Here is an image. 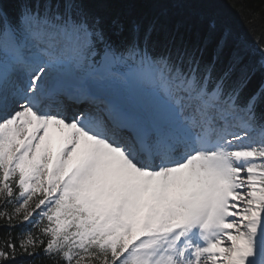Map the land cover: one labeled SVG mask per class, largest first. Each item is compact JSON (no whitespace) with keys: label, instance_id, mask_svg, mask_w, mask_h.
<instances>
[{"label":"snow or ice","instance_id":"snow-or-ice-1","mask_svg":"<svg viewBox=\"0 0 264 264\" xmlns=\"http://www.w3.org/2000/svg\"><path fill=\"white\" fill-rule=\"evenodd\" d=\"M231 7L0 0V264H264V0Z\"/></svg>","mask_w":264,"mask_h":264},{"label":"trees","instance_id":"trees-1","mask_svg":"<svg viewBox=\"0 0 264 264\" xmlns=\"http://www.w3.org/2000/svg\"><path fill=\"white\" fill-rule=\"evenodd\" d=\"M252 3L259 4L260 0H251ZM233 0H212L213 9L225 17L234 29L243 36L246 33V27L244 21L239 15L232 9L231 4ZM193 31L195 30V20L192 21ZM18 231V230H17ZM3 230L0 229V235H2Z\"/></svg>","mask_w":264,"mask_h":264}]
</instances>
